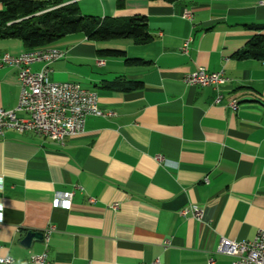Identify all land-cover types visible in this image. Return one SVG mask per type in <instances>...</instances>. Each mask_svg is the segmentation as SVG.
<instances>
[{
  "label": "crops",
  "instance_id": "1",
  "mask_svg": "<svg viewBox=\"0 0 264 264\" xmlns=\"http://www.w3.org/2000/svg\"><path fill=\"white\" fill-rule=\"evenodd\" d=\"M259 1L57 0L88 17L144 15L152 38L96 42L73 33L36 49L0 38V58L64 51L51 80L95 90L111 113L87 116L63 143L0 133V255L12 264H42L30 255L43 252L54 264H231L233 256L217 253L219 241H251L264 228V58L240 56L264 35L255 28L264 26ZM199 67L223 69L228 81L219 90L186 84ZM130 81L141 86L115 87ZM19 92L18 69L0 64V109H14ZM69 191L65 209L59 193ZM190 205L203 209L200 220L180 213ZM28 231L43 238L24 246Z\"/></svg>",
  "mask_w": 264,
  "mask_h": 264
},
{
  "label": "built area",
  "instance_id": "2",
  "mask_svg": "<svg viewBox=\"0 0 264 264\" xmlns=\"http://www.w3.org/2000/svg\"><path fill=\"white\" fill-rule=\"evenodd\" d=\"M264 4V0L259 1ZM184 16L189 18L188 11ZM183 51H187V42L183 44ZM64 51L47 48L23 52L18 55L5 53L0 58L1 65L14 66L18 69L20 92L18 102L14 109H0V133L5 129H13L19 132L43 130V137L50 141L63 143L68 138L81 133L85 127L86 117L89 115H109L100 109L98 94L95 90L83 88L79 83L70 81H53L50 78L51 64L64 56ZM42 63L38 71H34L31 65ZM98 64H103L99 61ZM228 81L224 70L208 71L204 67L188 73L184 82L188 85L212 86L216 90ZM222 95L218 94L215 102L219 103ZM229 106L238 107V102L232 100ZM24 113L26 118H19L18 114ZM160 159L161 157H157ZM62 205L65 209L71 206L73 192L59 193ZM182 215L191 213L200 220L203 209L199 205H190L180 211ZM53 230L50 227L49 232ZM217 253L233 256L231 264H264V228L260 229L256 237L251 241H234L222 238L216 248ZM32 263L54 264L47 261L45 252L31 254ZM11 255H0V264H12ZM86 264H92L88 261ZM144 264V263H142ZM150 264H163L154 261ZM208 264H214L209 259Z\"/></svg>",
  "mask_w": 264,
  "mask_h": 264
},
{
  "label": "trees",
  "instance_id": "3",
  "mask_svg": "<svg viewBox=\"0 0 264 264\" xmlns=\"http://www.w3.org/2000/svg\"><path fill=\"white\" fill-rule=\"evenodd\" d=\"M124 1L116 0L117 6H123ZM0 3L4 6L0 11V38L20 39L27 49L48 46L73 33L84 34L96 42L132 39L135 43H145L152 38L144 15L124 19L88 17L80 13L75 3L56 6L57 0H0ZM255 28L261 29L264 26ZM98 53L105 56L124 55L123 51L116 49H101ZM240 56L264 58V35L251 40L249 49ZM140 86V82L130 81L115 87L129 91Z\"/></svg>",
  "mask_w": 264,
  "mask_h": 264
},
{
  "label": "water",
  "instance_id": "4",
  "mask_svg": "<svg viewBox=\"0 0 264 264\" xmlns=\"http://www.w3.org/2000/svg\"><path fill=\"white\" fill-rule=\"evenodd\" d=\"M43 233L38 231H28L25 237L22 240V244L24 246L29 247L31 244L32 239H42Z\"/></svg>",
  "mask_w": 264,
  "mask_h": 264
},
{
  "label": "bare ground",
  "instance_id": "5",
  "mask_svg": "<svg viewBox=\"0 0 264 264\" xmlns=\"http://www.w3.org/2000/svg\"><path fill=\"white\" fill-rule=\"evenodd\" d=\"M35 133L38 135L43 136V130H35Z\"/></svg>",
  "mask_w": 264,
  "mask_h": 264
}]
</instances>
